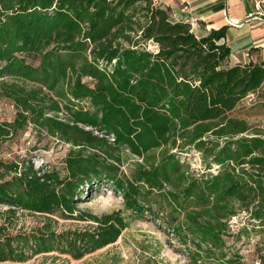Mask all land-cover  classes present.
<instances>
[{"label": "trees", "instance_id": "1", "mask_svg": "<svg viewBox=\"0 0 264 264\" xmlns=\"http://www.w3.org/2000/svg\"><path fill=\"white\" fill-rule=\"evenodd\" d=\"M227 30L198 37L153 0H0V101L15 109L0 148L30 126L70 146L64 175L0 158V264L80 260L145 218L192 246L194 262L242 264L226 253L242 212L264 264V134L230 117L264 85V62L230 66ZM193 150L201 171L182 157ZM125 155L137 160L128 171ZM102 186L129 216L80 207ZM25 214L40 222L18 229Z\"/></svg>", "mask_w": 264, "mask_h": 264}, {"label": "rangeland", "instance_id": "2", "mask_svg": "<svg viewBox=\"0 0 264 264\" xmlns=\"http://www.w3.org/2000/svg\"><path fill=\"white\" fill-rule=\"evenodd\" d=\"M174 23H178L170 19ZM180 22V21H179ZM152 41V40H151ZM150 43L154 44V41ZM159 50L158 45L154 44ZM15 116V109L6 100L0 101V121L11 122ZM230 117L245 120L254 131H261L264 134V85L255 93L250 94L239 103L237 108L230 113ZM0 158L4 161L13 162L19 167V171L26 165L32 163L35 169L45 171H56L61 175L65 174V159L70 150L68 144L61 140L46 135L39 134L32 126L24 132L6 141L0 148ZM193 169L201 171L204 168L201 153L191 151L183 155ZM125 163L123 170L128 171L137 160L127 155L124 156ZM85 202L80 206L94 214L109 213L122 210L125 215L123 199L120 194H116L111 188L102 186L96 191L87 195ZM40 222L34 216L25 214L20 217L18 229L24 227L31 229ZM249 218L248 213L242 212L230 221V233L234 236L226 238L227 254H238L242 264H257L261 260L259 257L257 243L260 236L252 231L254 223ZM87 223L78 221L59 220L58 229L84 228ZM248 229L243 234L240 231ZM240 235V236H239ZM196 250L183 244L174 233L164 224L150 218L133 219L128 229H126L119 240L91 255L80 260H74L69 256H60L57 260L59 264H217L213 261L199 259L194 262L193 255ZM57 255V254H55ZM44 257H36L25 264H42ZM50 262V261H48Z\"/></svg>", "mask_w": 264, "mask_h": 264}, {"label": "crops", "instance_id": "3", "mask_svg": "<svg viewBox=\"0 0 264 264\" xmlns=\"http://www.w3.org/2000/svg\"><path fill=\"white\" fill-rule=\"evenodd\" d=\"M158 7L173 21L190 24L198 37L227 27L221 43L231 49L230 66L264 62V0H163Z\"/></svg>", "mask_w": 264, "mask_h": 264}, {"label": "built area", "instance_id": "4", "mask_svg": "<svg viewBox=\"0 0 264 264\" xmlns=\"http://www.w3.org/2000/svg\"><path fill=\"white\" fill-rule=\"evenodd\" d=\"M163 3V0H153V6L154 7H158L159 5H161ZM234 24V23H232ZM149 50H152L150 47H148ZM154 51V50H152ZM257 264H260V262H258Z\"/></svg>", "mask_w": 264, "mask_h": 264}]
</instances>
